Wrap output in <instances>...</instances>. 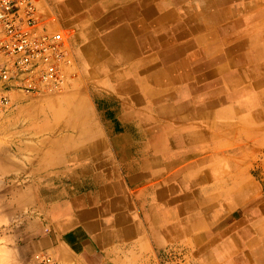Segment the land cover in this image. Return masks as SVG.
Returning <instances> with one entry per match:
<instances>
[{"label":"crops","instance_id":"0c3cea01","mask_svg":"<svg viewBox=\"0 0 264 264\" xmlns=\"http://www.w3.org/2000/svg\"><path fill=\"white\" fill-rule=\"evenodd\" d=\"M59 13L78 34L74 15ZM75 46L84 62L78 42ZM116 69L99 79L109 81ZM251 72L258 80L253 90L207 85V121L192 122L189 149L175 152L178 159L163 170L174 175L157 185L156 193L144 189L152 181L137 177L151 154L131 145L124 146L125 167L115 148L105 147L107 158L119 165L118 178L110 179L101 172L105 167L95 145L66 148L64 138L75 132L63 126L49 132L41 123L30 129L27 144L19 140L3 148L0 262L28 264L42 251L57 264H164L165 254L180 255L185 264H264V101L258 96L264 65ZM85 92L102 127L112 126L113 135L119 134L116 98ZM250 93L257 95L254 107L247 100ZM100 98L115 105L105 111L113 118L99 110ZM47 99L39 104L49 109ZM52 105L65 109L59 101Z\"/></svg>","mask_w":264,"mask_h":264},{"label":"bare ground","instance_id":"6f19581e","mask_svg":"<svg viewBox=\"0 0 264 264\" xmlns=\"http://www.w3.org/2000/svg\"><path fill=\"white\" fill-rule=\"evenodd\" d=\"M59 2L58 9L73 14L79 27L74 42L80 45L86 76L92 79L85 83L92 93L120 100L122 131L113 135L112 126L103 128L91 110L85 87L74 86L58 99L46 98L52 117L44 127L49 132L61 126L75 132L64 138L69 150L72 145L77 150L95 145L100 167H105L101 172L108 179L118 178L119 165L107 158L105 147H114L120 166L125 167L124 146L131 145L151 154L137 177L152 181L144 189L156 193L154 188L174 175L163 170L178 159L175 152L189 149L187 132L192 122L207 121L204 110L211 95L207 85L241 84L253 90L258 80L252 79L251 71L264 65V0ZM115 68L120 69L109 81L99 79ZM259 89L264 101V88ZM247 97L254 107L256 93ZM56 101L65 103L62 112L52 108Z\"/></svg>","mask_w":264,"mask_h":264},{"label":"built area","instance_id":"2783aa9c","mask_svg":"<svg viewBox=\"0 0 264 264\" xmlns=\"http://www.w3.org/2000/svg\"><path fill=\"white\" fill-rule=\"evenodd\" d=\"M35 1L0 0V121L10 109L13 93L60 90L72 64L63 32L39 20ZM28 264L57 263L39 251Z\"/></svg>","mask_w":264,"mask_h":264},{"label":"rangeland","instance_id":"374dc122","mask_svg":"<svg viewBox=\"0 0 264 264\" xmlns=\"http://www.w3.org/2000/svg\"><path fill=\"white\" fill-rule=\"evenodd\" d=\"M50 1V0H36L35 4L38 9V18L45 25L50 27L54 31H62L64 37L68 44L71 46V55H72V64L66 68L67 72V83L60 90L54 91L52 93L46 94H24V93H13L12 94V102L10 105L9 111L5 114L3 119L0 121V151L4 149H8L14 144H19V140H22L20 144H27L28 133L31 128L37 127L42 123V126L47 122L51 121L50 109L43 108L39 102L43 101L48 97H57L58 99L61 96V93H64L66 90H72L71 87L74 86L75 89L80 90L85 87L84 90L89 91L93 97H99L101 94L92 93V91L87 87L86 83L83 84L85 80H91V78H87L86 69L84 66V62L82 61L81 54L79 55L76 50V46L74 45V29H70L69 26L64 25V21L60 18V13L58 9V2ZM61 2H59L60 4ZM39 11L41 13V17L39 16ZM43 16V17H42ZM106 95V94H103ZM107 96V95H106ZM118 102V111L114 110V113L118 112V120L121 112V107L119 103V99H115ZM99 101V110L101 112H105L107 108H114V104H109L107 101L98 99ZM34 102H36L34 104ZM40 105V106H39ZM105 116L110 119L113 118V113L108 114L105 112ZM115 116V115H114ZM48 118L49 120H44V118ZM43 118V119H42ZM118 120H114L116 130H119V122ZM63 121V120H62ZM121 125V122H120ZM122 131V125H121ZM260 162L264 164V151L261 153ZM1 227V223H0ZM164 264H185L183 263V258L180 255H169L165 254L164 256Z\"/></svg>","mask_w":264,"mask_h":264},{"label":"clouds","instance_id":"9594fccd","mask_svg":"<svg viewBox=\"0 0 264 264\" xmlns=\"http://www.w3.org/2000/svg\"><path fill=\"white\" fill-rule=\"evenodd\" d=\"M0 264H2V262H0Z\"/></svg>","mask_w":264,"mask_h":264}]
</instances>
